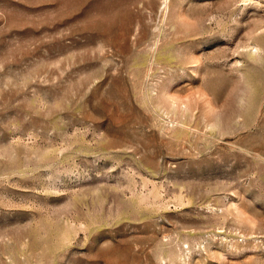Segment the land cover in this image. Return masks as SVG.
<instances>
[{"label": "rangeland", "instance_id": "374dc122", "mask_svg": "<svg viewBox=\"0 0 264 264\" xmlns=\"http://www.w3.org/2000/svg\"><path fill=\"white\" fill-rule=\"evenodd\" d=\"M0 264H264V0H0Z\"/></svg>", "mask_w": 264, "mask_h": 264}]
</instances>
